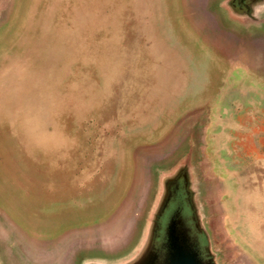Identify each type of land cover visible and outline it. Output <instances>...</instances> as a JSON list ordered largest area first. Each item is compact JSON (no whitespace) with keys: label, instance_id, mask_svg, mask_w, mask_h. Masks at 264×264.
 <instances>
[{"label":"rangeland","instance_id":"rangeland-1","mask_svg":"<svg viewBox=\"0 0 264 264\" xmlns=\"http://www.w3.org/2000/svg\"><path fill=\"white\" fill-rule=\"evenodd\" d=\"M180 239L264 264V0H0V264Z\"/></svg>","mask_w":264,"mask_h":264},{"label":"flooded vegetation","instance_id":"flooded-vegetation-1","mask_svg":"<svg viewBox=\"0 0 264 264\" xmlns=\"http://www.w3.org/2000/svg\"><path fill=\"white\" fill-rule=\"evenodd\" d=\"M182 239H180V245L174 248V257H175V262L177 264H180L181 259H191L195 258L196 262L200 264L201 258L198 250L194 247V245H191L190 243H184L187 244L186 246L184 244H181ZM198 254V255H197Z\"/></svg>","mask_w":264,"mask_h":264},{"label":"water","instance_id":"water-1","mask_svg":"<svg viewBox=\"0 0 264 264\" xmlns=\"http://www.w3.org/2000/svg\"><path fill=\"white\" fill-rule=\"evenodd\" d=\"M180 264H198V263L196 262L195 258H191V259L185 258L180 260Z\"/></svg>","mask_w":264,"mask_h":264}]
</instances>
